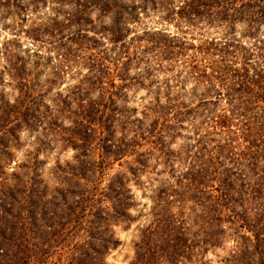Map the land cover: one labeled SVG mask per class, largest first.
I'll return each mask as SVG.
<instances>
[{
  "label": "trees",
  "instance_id": "trees-1",
  "mask_svg": "<svg viewBox=\"0 0 264 264\" xmlns=\"http://www.w3.org/2000/svg\"><path fill=\"white\" fill-rule=\"evenodd\" d=\"M30 1L36 3L38 0ZM88 4L91 8L114 14L108 29L109 37L111 42H120L123 47L127 22L136 17L137 5L126 6L121 0H88ZM119 4L122 7L118 10L115 5ZM185 4L180 5L176 13L187 16V21L193 25L201 19L207 24L215 23L220 33L204 37L192 47L194 51L189 55L187 65L194 79L189 97L197 100L188 103L182 92L166 85L162 102L159 94L153 97L155 105L149 109L154 115L153 120L139 119L136 124L134 130L137 129L138 137L127 138L122 132L121 137L114 139L111 121L114 114L123 113L122 108L112 104V95L117 91L107 97V106L105 97L88 100L80 97L84 112L74 122L75 126H81L74 128L67 139L74 148L80 149V153L73 155L78 164L82 160V151L88 147L104 149V156L111 152L114 160L129 156L125 161L127 173L137 181L138 174L148 167L151 154L162 159V163L172 162L164 139L172 126L189 120L208 158L184 173L172 174L171 181L157 189L158 199L154 202L165 206L160 215V210H156V217L140 231L129 264H160L162 259L170 264H186L193 243L186 244L181 235L169 236L173 218L178 219L174 208L177 211L185 205L195 212L194 222L203 226L201 249L220 245L225 236L235 233L240 241L231 254L232 261L264 264V42L257 40L247 47L241 44L240 53L237 50L240 42L230 35V27L233 28L235 22L246 20L249 28H253L248 34L254 38L264 20V0H187ZM80 14L65 18V22L68 21L65 27L73 21L80 23L67 35L71 40L74 34L85 35ZM195 16L197 18H193ZM143 34L150 35L148 30ZM152 34H159L150 38L163 55L165 51L170 55L168 48H173L174 58L183 54L186 41L174 42L177 34L160 31ZM175 46L178 50H174ZM99 59V56L91 58L90 69H95L98 74L92 78L96 80L90 82H101L100 88H104L101 84L105 83L120 90L131 77L134 79L128 77L130 57L127 56L116 61L111 73L106 68V82L102 81ZM64 61L65 57L60 63L63 65ZM95 64L97 68L93 67ZM13 67L11 74L17 79L20 92L35 103L36 86L40 91L39 80L34 78L37 71L26 68L24 62ZM115 77L122 82L115 84ZM198 86H201L200 92ZM78 88L84 89L81 85ZM23 103L0 104V264H108L106 251L119 242L114 237L112 225L129 219L132 192L127 182L130 177L125 171H117L104 186L98 181L84 185L79 179L74 180V175L85 176L83 168H78L68 177L72 181L70 186L57 188L56 196L52 194L48 198L47 187L40 184L36 173L28 174L35 170L36 151L32 165H26L24 161L18 164V167L26 168L28 182H21L18 170L6 175V159L2 156L9 153L10 143L18 140L17 131L22 126L30 128L35 120L45 119L35 112L38 104L30 109L19 106ZM19 118L21 120L12 122ZM241 144L244 145L238 153L236 146ZM104 150L97 158L98 169L108 167L111 162L102 158ZM238 157L242 158L240 162H237ZM57 169H62L59 163ZM210 181L214 183L215 192L206 189ZM60 199L62 202L58 203Z\"/></svg>",
  "mask_w": 264,
  "mask_h": 264
},
{
  "label": "rangeland",
  "instance_id": "rangeland-1",
  "mask_svg": "<svg viewBox=\"0 0 264 264\" xmlns=\"http://www.w3.org/2000/svg\"><path fill=\"white\" fill-rule=\"evenodd\" d=\"M186 1L121 0L126 6L137 5L136 17L128 19V32L125 34L122 47L120 42H111L109 37L108 29L112 25L111 18L114 14H110V11L104 13L94 7L92 9L88 0H62V2L60 0H38L36 3H31L30 0H0V104L24 102L19 106H29L30 109L38 104V110L35 112L45 118L35 120L30 127L33 129L22 126L17 131L18 140L11 142L8 146L9 153H4L2 156L6 159L5 173L10 175L12 171L18 170L21 182H28L26 168L18 167V164L24 161L26 165H32L31 161L36 151L35 170L28 174L36 173L35 176L40 179V184H45L47 187L49 198L52 194L56 196L57 188L70 186L72 181L68 177L71 172H77L78 168H83L85 176L81 178L74 175L76 176L74 180L79 179L84 185H91L98 181V184L104 186L110 176L117 171H125L130 177L127 185L132 192V204L128 208L129 219L112 225L114 237L118 238L119 242L106 251L108 264L130 263L135 254L134 243L139 238L140 231L156 217L155 211L160 210V215L162 206H165L154 202L158 199L157 189L168 180L171 181L172 174L186 172L192 165L195 166L200 160L208 158V155L204 153L202 143L192 123L184 120L172 126L164 139L166 140L164 146H167L173 158L172 162L169 163L167 160L168 162L162 163L160 161L162 159L158 160L155 154H151L148 158V167L138 174V180L135 181L126 169L125 161L130 158L129 156L114 160L111 152L104 156V149L88 147L82 151V160L78 164L73 155L80 153V149L74 148L67 138L74 128L81 126V124L75 126L76 122H74L76 118H81L84 112L81 111L80 97L84 100L85 98L88 100V98L105 97L107 106L109 103L107 97L111 92L117 91L112 95L114 99L112 104L122 108L123 113L114 114L115 117L111 121L115 129L114 139L121 137L122 132L127 138L138 137L135 134L137 129L134 130L136 124L139 119L147 122L153 120L154 115L149 110L150 106L155 105L153 97L159 94L158 97L162 102L166 85L182 92L188 103L197 100L195 97H189L190 86L194 84V79L189 72L191 68L187 65L189 55L194 51L192 47L199 44L204 37L218 36L220 33L215 23L207 24L204 23L205 19H199V23L193 25L187 21V16L176 13L178 7L184 5ZM16 4L18 5L15 6ZM115 6L118 10L122 7L121 4ZM74 13H82L80 18L81 23L84 24L81 26L82 33L85 35L80 36L77 33L75 36L74 34V39L71 40L67 35L71 34L80 23L73 21L65 27L68 22H65V18ZM258 27L254 36L255 40L253 35L248 34L253 31V28H249L246 20L237 21L233 28L230 27V35L233 34L231 36L240 42L237 46L238 52L243 45L251 46L257 40L264 42V20ZM144 30H148L150 35H144ZM153 31L177 34L174 42L185 40L184 46L186 47L182 49L183 54L174 58L173 48H168L171 50L170 55L166 51V55H163L160 48H156L158 46L151 41L150 36L153 39L154 36H159V34H152ZM174 50H178L176 46ZM98 56L100 57L98 62L100 65L102 63L100 66L102 81L106 82V68L111 73L116 61L126 59L127 56L130 57L127 64L128 77L133 76L134 79L131 77L120 90L109 84L103 83L101 86L104 88H100L101 82L92 83L96 80L92 78L98 74V71L90 69L91 58ZM64 57L66 61L62 65L60 61ZM20 62H24L26 68L36 70L38 73L34 78L39 80L40 91L36 86L38 94L35 103L28 100L30 97L20 92L21 88L17 79L12 77L13 66ZM262 65L264 66V61ZM9 67H11L10 70H8ZM93 67L97 68L96 64ZM177 79H180V82H176ZM114 82L118 84L122 80L115 77ZM80 85L84 89H79ZM200 90L201 86H198V91ZM195 119L197 121L199 118L196 116ZM19 120L21 119H14L12 122ZM243 145L236 146L238 153L242 151ZM37 147L38 150H35ZM139 148L142 149V147ZM102 150H104L102 158H107L111 162L108 167L105 165L103 169H98L97 162ZM241 159L238 157L237 162ZM94 160L97 161L94 163ZM58 163L62 167L60 170L57 169ZM90 163L93 165L89 166ZM208 184L206 189L215 192L214 183L210 181ZM59 202L62 200H58ZM174 212H178V219L173 218L174 224L172 223L171 226L170 238L177 234L185 238L183 242L186 244L193 243L190 258L187 259L186 264H242L235 263L231 259V254L240 241L237 234L227 235L220 245L203 250L201 249V246L203 248L201 244L203 226L194 222L195 212L186 205L177 211L174 208ZM228 226L229 224L226 225V229L229 228ZM160 264L170 263L162 259Z\"/></svg>",
  "mask_w": 264,
  "mask_h": 264
}]
</instances>
